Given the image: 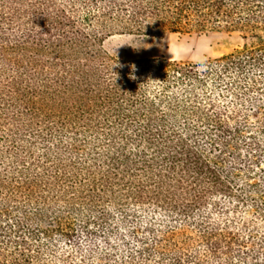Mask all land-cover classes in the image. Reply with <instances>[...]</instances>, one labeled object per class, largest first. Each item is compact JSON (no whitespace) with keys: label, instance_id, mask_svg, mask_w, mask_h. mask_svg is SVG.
<instances>
[{"label":"trees","instance_id":"trees-1","mask_svg":"<svg viewBox=\"0 0 264 264\" xmlns=\"http://www.w3.org/2000/svg\"><path fill=\"white\" fill-rule=\"evenodd\" d=\"M160 27L260 41L264 0H0V264H264V45L102 48Z\"/></svg>","mask_w":264,"mask_h":264},{"label":"rangeland","instance_id":"rangeland-1","mask_svg":"<svg viewBox=\"0 0 264 264\" xmlns=\"http://www.w3.org/2000/svg\"><path fill=\"white\" fill-rule=\"evenodd\" d=\"M261 40L237 29L191 28L171 31L165 27L145 35L113 34L103 43V50L111 57L128 61L146 58H164L178 63H201L256 44Z\"/></svg>","mask_w":264,"mask_h":264}]
</instances>
